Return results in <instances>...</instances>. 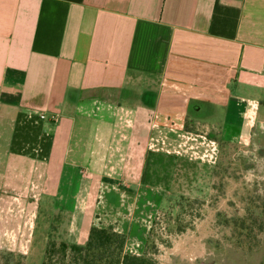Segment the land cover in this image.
Here are the masks:
<instances>
[{
    "label": "crops",
    "instance_id": "1",
    "mask_svg": "<svg viewBox=\"0 0 264 264\" xmlns=\"http://www.w3.org/2000/svg\"><path fill=\"white\" fill-rule=\"evenodd\" d=\"M263 100L264 0H0V183L22 169L67 205L80 168L127 240Z\"/></svg>",
    "mask_w": 264,
    "mask_h": 264
},
{
    "label": "rangeland",
    "instance_id": "2",
    "mask_svg": "<svg viewBox=\"0 0 264 264\" xmlns=\"http://www.w3.org/2000/svg\"><path fill=\"white\" fill-rule=\"evenodd\" d=\"M248 124L245 139L221 144L210 168H187V194L142 222L146 234L130 237L126 252L145 253L155 264H264V103ZM17 172L0 183V264H70V249L61 259L63 243L85 245L94 226L122 231L113 208L96 199L104 192L86 199L89 179L80 168L64 170L58 195L67 205L58 196L41 199L33 176L22 192ZM186 199L190 204L176 203ZM133 207L130 213L140 209Z\"/></svg>",
    "mask_w": 264,
    "mask_h": 264
},
{
    "label": "trees",
    "instance_id": "3",
    "mask_svg": "<svg viewBox=\"0 0 264 264\" xmlns=\"http://www.w3.org/2000/svg\"><path fill=\"white\" fill-rule=\"evenodd\" d=\"M183 202L190 204L188 199L182 200V202L178 200L176 203L182 205ZM126 243V235L114 228L94 226L90 228L88 241L85 245L68 246L67 243H63L61 259H65L67 251L70 249L72 252L70 264H155L154 259L145 253L126 252Z\"/></svg>",
    "mask_w": 264,
    "mask_h": 264
},
{
    "label": "built area",
    "instance_id": "4",
    "mask_svg": "<svg viewBox=\"0 0 264 264\" xmlns=\"http://www.w3.org/2000/svg\"><path fill=\"white\" fill-rule=\"evenodd\" d=\"M165 84H166V83H165ZM41 119H46L45 114H44V115H41ZM58 119H59V114H58V113H56V114H52V115L50 116V120H51L52 122H57Z\"/></svg>",
    "mask_w": 264,
    "mask_h": 264
}]
</instances>
